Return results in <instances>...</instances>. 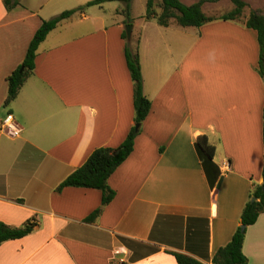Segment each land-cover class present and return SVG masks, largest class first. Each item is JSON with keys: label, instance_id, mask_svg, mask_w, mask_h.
Segmentation results:
<instances>
[{"label": "crops", "instance_id": "obj_1", "mask_svg": "<svg viewBox=\"0 0 264 264\" xmlns=\"http://www.w3.org/2000/svg\"><path fill=\"white\" fill-rule=\"evenodd\" d=\"M88 1L19 0L8 10L0 0V121L12 113L23 127L19 138L0 134V221L38 222L32 234L0 246V264H178L174 253L211 264L263 183L258 33L243 20H216L154 44L134 22L152 109L108 180L115 198L87 222L102 192L57 188L96 148L117 149L135 124L126 17L109 24L86 11L63 21L40 45L18 97L5 100L7 78L43 21ZM203 135L216 147L213 185L195 147ZM243 252L249 264H264V213L246 228Z\"/></svg>", "mask_w": 264, "mask_h": 264}, {"label": "trees", "instance_id": "obj_2", "mask_svg": "<svg viewBox=\"0 0 264 264\" xmlns=\"http://www.w3.org/2000/svg\"><path fill=\"white\" fill-rule=\"evenodd\" d=\"M220 1L222 0H199L196 3L187 5L181 0H148L145 19L148 21L156 20L158 25L162 27H169L172 21H175L181 27L195 28L216 20H243L246 27L258 33L260 45L258 71L264 79V14L251 11L247 17H244L245 8L248 6L245 0H230L234 6L233 9L219 17L209 16L204 12L203 6L206 3H217ZM4 2L8 10L20 4L19 0H4ZM113 2H119L125 5V9L123 10L126 16L125 25H133L134 19L131 15L133 0H92L83 6L66 10L49 20H44L29 45L24 62L7 78L8 95L5 100V106L12 104L18 97L26 81L34 73L38 49L53 30L63 21L75 15L81 16L89 7L102 6L106 3ZM122 38L126 40L125 60L134 83L135 124L131 128L125 141L117 149L110 147L96 148L85 163L75 170L57 188L58 192L68 187L95 189L102 192V207L96 209L86 219L87 222L95 221L102 213L103 207L111 203L115 198L116 192L110 188L108 180L134 151L136 138L141 134L142 125L152 109V102L144 92V79L138 43L134 50L131 47L130 41H128L126 29L122 33ZM137 125L139 126L138 129ZM195 147L208 180L213 185L216 177L212 176L210 169L211 167L217 168L214 162L216 147L210 142L207 135L198 137L195 142ZM262 177L263 183L254 187L250 199L242 212L241 226L237 229L228 245L220 248L216 252L211 264H249V260L243 252L246 230L243 231L241 227L246 226L247 228L254 225L260 215L264 213V167ZM253 198L256 200L253 201ZM37 227L38 222L36 220H30L21 227H12L0 221V246L5 242L22 239L32 234ZM174 256L178 264H205L187 254L174 253Z\"/></svg>", "mask_w": 264, "mask_h": 264}, {"label": "rangeland", "instance_id": "obj_3", "mask_svg": "<svg viewBox=\"0 0 264 264\" xmlns=\"http://www.w3.org/2000/svg\"><path fill=\"white\" fill-rule=\"evenodd\" d=\"M92 1V0H90ZM88 1V2H90ZM183 3L187 5H191L193 3L198 2L199 0H181ZM248 3V6L245 8L244 17H247L251 11L260 12L264 14V0H245ZM86 2L85 4H87ZM147 2L148 0H133L132 8H131V15L134 19V22L139 26L140 30L138 32H142V36H145L146 39L152 38V42L155 44L158 42L160 38L168 37V38H187L189 34H195V28L191 30H185L184 28L177 25L175 21H172L173 25L170 29L165 30L163 27L158 25L156 20L148 21L145 19V15L147 12ZM82 4L80 6H83ZM123 5V6H122ZM107 10H100L99 6H92L86 9L91 15H95L97 17H102L103 22H108L109 24L112 23L113 18H117L118 15H123V10L125 9V5L122 3H108L105 5ZM122 6V7H121ZM79 7V6H78ZM118 7L120 9H118ZM233 4L230 0H222L217 3H206L203 6L204 12L209 16L219 17L230 10L233 9ZM77 8V7H76ZM75 9V8H73ZM118 9V12L116 10ZM122 12V13H121ZM119 17V16H118ZM126 17V16H125ZM120 18V17H119ZM95 25L100 24L101 20H94ZM132 25V24H131ZM177 25V26H175ZM134 26V25H133ZM155 31H160V33H155ZM190 31V32H186ZM134 30L132 31V38L130 40L131 47L135 50L138 43V32ZM188 33V34H187ZM185 46L181 47V50H184ZM163 50H165L163 48ZM167 54V53H166ZM138 126V125H137ZM142 133V132H141Z\"/></svg>", "mask_w": 264, "mask_h": 264}, {"label": "built area", "instance_id": "obj_4", "mask_svg": "<svg viewBox=\"0 0 264 264\" xmlns=\"http://www.w3.org/2000/svg\"><path fill=\"white\" fill-rule=\"evenodd\" d=\"M23 127L12 113H8L6 117L0 121V134L10 138H19L22 134ZM118 264H125L122 259Z\"/></svg>", "mask_w": 264, "mask_h": 264}, {"label": "water", "instance_id": "obj_5", "mask_svg": "<svg viewBox=\"0 0 264 264\" xmlns=\"http://www.w3.org/2000/svg\"><path fill=\"white\" fill-rule=\"evenodd\" d=\"M125 29H126V32H127L128 41H130L131 38H132V31L134 29V26L133 25H127ZM138 128H139V126H137V129ZM255 200L256 199L253 198V201H255ZM241 228H242L243 231L246 230V226H242Z\"/></svg>", "mask_w": 264, "mask_h": 264}]
</instances>
